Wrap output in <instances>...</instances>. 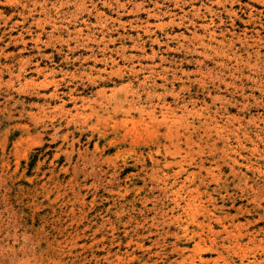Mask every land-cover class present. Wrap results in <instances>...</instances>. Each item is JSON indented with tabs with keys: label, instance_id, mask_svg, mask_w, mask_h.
I'll list each match as a JSON object with an SVG mask.
<instances>
[{
	"label": "rangeland",
	"instance_id": "1",
	"mask_svg": "<svg viewBox=\"0 0 264 264\" xmlns=\"http://www.w3.org/2000/svg\"><path fill=\"white\" fill-rule=\"evenodd\" d=\"M0 264H264V0H0Z\"/></svg>",
	"mask_w": 264,
	"mask_h": 264
}]
</instances>
